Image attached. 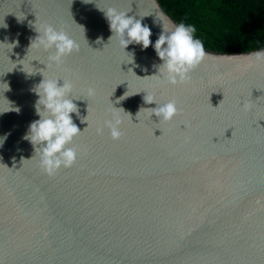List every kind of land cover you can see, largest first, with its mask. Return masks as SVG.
I'll return each mask as SVG.
<instances>
[{"label":"water","instance_id":"95a60500","mask_svg":"<svg viewBox=\"0 0 264 264\" xmlns=\"http://www.w3.org/2000/svg\"><path fill=\"white\" fill-rule=\"evenodd\" d=\"M96 6L146 16L152 42L161 31L156 13L174 21L158 0H0V43L18 42L12 51L0 45V83L20 110L0 115V264H264V64L245 59L252 53L205 50L210 59L190 83L159 90L151 45L128 46L133 64H120L128 58L114 47L103 51L111 32ZM43 23L81 48L65 67L79 76L74 95L84 100L74 103L83 123L75 114L73 122L85 130L73 146L86 154L53 177L23 139L39 119L32 89L42 76L24 73L21 60ZM145 92L176 99L181 114L168 123L138 114L156 107L144 103ZM111 103L125 112L119 141L107 128L94 131Z\"/></svg>","mask_w":264,"mask_h":264},{"label":"clouds","instance_id":"9594fccd","mask_svg":"<svg viewBox=\"0 0 264 264\" xmlns=\"http://www.w3.org/2000/svg\"><path fill=\"white\" fill-rule=\"evenodd\" d=\"M82 2L92 3L94 0H82ZM98 10L104 13L111 32L103 51L109 46L121 51L128 58V62L122 61L120 64L134 63V51H126L129 45H139L142 51L151 45L160 63L153 65L156 72L150 77L155 78L159 90H163L165 86L175 88L190 83L191 72L205 59H210L205 52L203 42L196 37V27L193 24L183 21L174 22L163 12H158L154 16L153 23L158 25L161 31L155 42H152L150 28L142 23L146 16L138 15L140 19H137L135 16L128 15L130 11H120L111 7L98 8ZM6 27L4 23L0 25V28ZM34 30L38 35L31 39L27 54L21 60L25 63L21 64L22 71L28 76H33L37 72L42 76L40 83L32 89L38 97L34 109L39 119L30 123L23 139L32 145L42 172L53 177L61 169H70L78 158L86 154V150L73 146V141L85 130L80 131L73 122V114L81 119L78 106L74 101L84 100L74 95L79 76L65 67L67 58L73 54H79L81 48L63 28L53 26L51 23H43L39 28L34 27ZM17 43L13 41L0 43V45L10 46L12 51ZM96 43H102L101 38H98ZM30 55L31 59H26ZM245 59L251 63L264 64V50L253 52ZM32 61H39L45 68L35 69ZM65 73L67 75H63ZM60 81L63 82L62 85ZM7 91H10L8 83H0V98L6 102L0 104V115L7 112L19 113V108L5 99L4 93ZM126 93L120 100L128 97ZM85 95L88 98L94 97L95 87L88 86L85 89ZM143 101L145 104L155 103L156 105L155 108L142 107L139 110L138 114L143 111L149 119L155 116L159 122L168 123L181 114L176 99L161 102L157 99L156 92L146 93ZM119 102V100L116 101V103ZM111 105L109 118L105 119L103 127L98 126L94 131L97 136H100L107 128L111 140L119 141L123 135L121 130L123 121L119 113L124 110L114 107L112 103ZM81 122L83 123L82 119ZM87 127H89L88 124ZM6 139L7 134L0 137V147H3Z\"/></svg>","mask_w":264,"mask_h":264},{"label":"trees","instance_id":"16d2710c","mask_svg":"<svg viewBox=\"0 0 264 264\" xmlns=\"http://www.w3.org/2000/svg\"><path fill=\"white\" fill-rule=\"evenodd\" d=\"M175 22L196 27L206 51L222 55L264 50V0H158Z\"/></svg>","mask_w":264,"mask_h":264}]
</instances>
